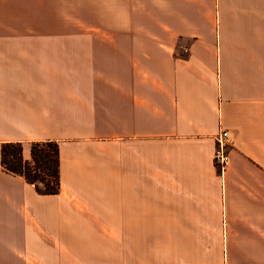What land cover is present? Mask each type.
<instances>
[{
    "label": "crops",
    "instance_id": "obj_1",
    "mask_svg": "<svg viewBox=\"0 0 264 264\" xmlns=\"http://www.w3.org/2000/svg\"><path fill=\"white\" fill-rule=\"evenodd\" d=\"M0 264H264V0H0Z\"/></svg>",
    "mask_w": 264,
    "mask_h": 264
},
{
    "label": "trees",
    "instance_id": "obj_2",
    "mask_svg": "<svg viewBox=\"0 0 264 264\" xmlns=\"http://www.w3.org/2000/svg\"><path fill=\"white\" fill-rule=\"evenodd\" d=\"M1 165L6 171L22 176L39 194L59 191L58 143L55 141L31 142L29 160L22 157L21 143H5L1 148Z\"/></svg>",
    "mask_w": 264,
    "mask_h": 264
},
{
    "label": "built area",
    "instance_id": "obj_3",
    "mask_svg": "<svg viewBox=\"0 0 264 264\" xmlns=\"http://www.w3.org/2000/svg\"><path fill=\"white\" fill-rule=\"evenodd\" d=\"M216 146L213 153L214 165L219 171H223L229 163V133L227 130H221L215 136Z\"/></svg>",
    "mask_w": 264,
    "mask_h": 264
},
{
    "label": "rangeland",
    "instance_id": "obj_4",
    "mask_svg": "<svg viewBox=\"0 0 264 264\" xmlns=\"http://www.w3.org/2000/svg\"><path fill=\"white\" fill-rule=\"evenodd\" d=\"M41 186V185H40Z\"/></svg>",
    "mask_w": 264,
    "mask_h": 264
}]
</instances>
